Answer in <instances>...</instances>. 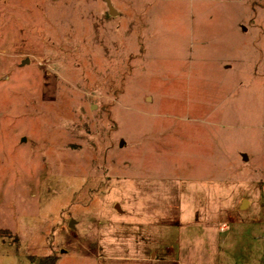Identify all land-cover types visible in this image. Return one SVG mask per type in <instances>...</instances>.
Returning <instances> with one entry per match:
<instances>
[{"label": "rangeland", "instance_id": "374dc122", "mask_svg": "<svg viewBox=\"0 0 264 264\" xmlns=\"http://www.w3.org/2000/svg\"><path fill=\"white\" fill-rule=\"evenodd\" d=\"M48 255L262 263L264 0H0V264Z\"/></svg>", "mask_w": 264, "mask_h": 264}, {"label": "trees", "instance_id": "16d2710c", "mask_svg": "<svg viewBox=\"0 0 264 264\" xmlns=\"http://www.w3.org/2000/svg\"><path fill=\"white\" fill-rule=\"evenodd\" d=\"M34 260V264H57V256L48 255ZM261 264H264V258Z\"/></svg>", "mask_w": 264, "mask_h": 264}, {"label": "water", "instance_id": "95a60500", "mask_svg": "<svg viewBox=\"0 0 264 264\" xmlns=\"http://www.w3.org/2000/svg\"><path fill=\"white\" fill-rule=\"evenodd\" d=\"M110 11H111V13H114L115 11H114V9L111 7L110 8ZM27 61H24L23 63H26Z\"/></svg>", "mask_w": 264, "mask_h": 264}]
</instances>
